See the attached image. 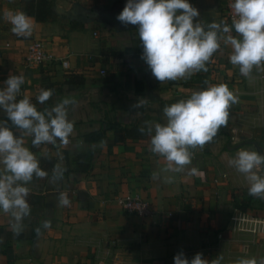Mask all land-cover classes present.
<instances>
[{
	"label": "crops",
	"instance_id": "crops-1",
	"mask_svg": "<svg viewBox=\"0 0 264 264\" xmlns=\"http://www.w3.org/2000/svg\"><path fill=\"white\" fill-rule=\"evenodd\" d=\"M56 1L61 10L74 12L127 3ZM189 2L199 9L202 24L223 20L225 0ZM5 10L31 16L25 0H0V87L10 73H23L25 84L19 98L28 95L35 102L40 89L51 88L55 95L38 108L52 106L68 95L79 103L70 112L75 121L73 143L61 150L67 167L64 181L54 186L34 179L27 185L32 213L18 237L9 230L10 216L0 210V264H174L180 252L189 260L197 253L209 260L222 255V264L264 257V230L229 228L231 217L238 212L264 221V199L249 196L244 176L228 165L240 149L264 155V72L253 69L251 79L243 77L229 62L231 49L225 47L223 55L213 56L207 72L161 83L141 59L138 26L125 27L114 18L123 9L109 16L114 23L97 18L78 22L61 15L54 21L38 22L31 16L35 29L30 38L12 33L3 19ZM33 39L45 42L54 60L29 64L26 53ZM221 83L239 97V103L230 109L227 127L195 152L192 164L185 173L175 174L174 183L153 181L151 172L162 158L148 151L149 137L138 129L145 121L162 122L165 106L187 99L209 84ZM141 98L147 104L133 108ZM30 140L26 138L29 148ZM76 140H83L85 146L75 149ZM101 140L106 141L105 146L93 150L91 146ZM31 150L40 158L41 167L51 173L57 162L56 149L47 145ZM48 150L52 159L46 158ZM191 168L197 173L190 175ZM61 191L68 193L71 207L58 206ZM128 193L147 200L153 215L127 213L118 198ZM46 219H51V229L37 236L35 229Z\"/></svg>",
	"mask_w": 264,
	"mask_h": 264
},
{
	"label": "clouds",
	"instance_id": "clouds-1",
	"mask_svg": "<svg viewBox=\"0 0 264 264\" xmlns=\"http://www.w3.org/2000/svg\"><path fill=\"white\" fill-rule=\"evenodd\" d=\"M231 24L226 20L202 24L200 11L189 0H127L116 19L125 27L138 26L143 47L141 59L159 82L188 80L199 72H207V65L217 53L223 55L230 48L229 62L239 68L240 75L251 79L253 69L264 72V0H234ZM5 22L18 37L30 38L35 29L34 19L24 11L5 10ZM195 21V22H194ZM207 83V82H206ZM25 84L23 73H10L0 87V210L10 216L9 230L14 236L25 230V220L31 217L29 202L36 180H47L51 185L64 181L67 167L62 149L73 143L75 121L70 112L78 106L74 96H64L52 106H44L55 89H40L35 102L20 94ZM239 103V97L225 83L209 84L203 90L193 91L187 99L162 109V122L145 121L138 131L149 137L148 151L157 158V167L151 172L153 181L175 182V174L185 173L197 150L212 143L221 128L227 127L230 109ZM147 100L141 98L132 105L141 108ZM31 138V148L26 146ZM101 140L91 146L103 148ZM51 145L56 149L57 162L51 173L41 167L40 158L31 149ZM75 149L85 146L76 140ZM52 159V152L45 153ZM229 167L242 174L248 183V195L264 199V155L260 151L240 149L228 160ZM189 170L190 175L197 173ZM59 207H71L66 191L57 198ZM52 227L51 219L43 220L35 229L37 236ZM223 256L206 259L197 253L189 260L183 252L174 257V264H222ZM235 264H264V257L238 259Z\"/></svg>",
	"mask_w": 264,
	"mask_h": 264
},
{
	"label": "built area",
	"instance_id": "built-area-1",
	"mask_svg": "<svg viewBox=\"0 0 264 264\" xmlns=\"http://www.w3.org/2000/svg\"><path fill=\"white\" fill-rule=\"evenodd\" d=\"M225 1L226 7L223 20H226L229 24H231L233 9L230 7V5L234 3V0ZM51 60H54V55L51 53L45 42L42 40L33 39L29 43L26 53V61L29 64L40 65ZM62 64L67 66L68 62L63 60ZM118 203L129 214H134L140 217H148L153 215L151 204L137 194L128 193L122 197H119ZM229 228L233 231L258 232L264 230V221L257 217L248 215L247 213L238 212L231 217V224L229 225Z\"/></svg>",
	"mask_w": 264,
	"mask_h": 264
},
{
	"label": "trees",
	"instance_id": "trees-1",
	"mask_svg": "<svg viewBox=\"0 0 264 264\" xmlns=\"http://www.w3.org/2000/svg\"><path fill=\"white\" fill-rule=\"evenodd\" d=\"M124 3H115L111 9H103L97 6L91 8H80L74 11L61 10L56 0H25V10L34 17L38 22L54 21L57 16L69 18L73 21L83 22L84 20L97 18L108 22H113L109 16L115 13L117 9H123ZM80 77L78 82H80ZM69 82L72 83L71 80ZM117 140L121 138L116 137Z\"/></svg>",
	"mask_w": 264,
	"mask_h": 264
},
{
	"label": "water",
	"instance_id": "water-1",
	"mask_svg": "<svg viewBox=\"0 0 264 264\" xmlns=\"http://www.w3.org/2000/svg\"><path fill=\"white\" fill-rule=\"evenodd\" d=\"M116 17H117V15L116 16H114V18L116 19Z\"/></svg>",
	"mask_w": 264,
	"mask_h": 264
}]
</instances>
